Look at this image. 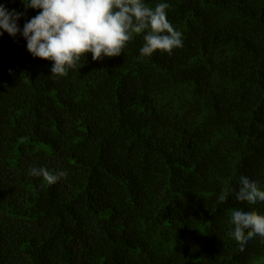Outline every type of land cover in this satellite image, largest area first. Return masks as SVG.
<instances>
[{
	"label": "trees",
	"instance_id": "obj_1",
	"mask_svg": "<svg viewBox=\"0 0 264 264\" xmlns=\"http://www.w3.org/2000/svg\"><path fill=\"white\" fill-rule=\"evenodd\" d=\"M161 2L171 55L141 60L138 35L54 78L0 36V264L264 263V239L229 234L233 210L264 214L235 198L242 175L264 189V0H145ZM0 3L21 30L39 11Z\"/></svg>",
	"mask_w": 264,
	"mask_h": 264
},
{
	"label": "clouds",
	"instance_id": "obj_2",
	"mask_svg": "<svg viewBox=\"0 0 264 264\" xmlns=\"http://www.w3.org/2000/svg\"><path fill=\"white\" fill-rule=\"evenodd\" d=\"M15 2V0H13ZM27 9L39 10L27 20L23 29L17 21L24 12L9 11L0 3V36L7 32L15 37L20 33L27 50L34 58L52 62L51 76L66 77L69 70L82 67L88 53L92 60L121 55L135 36H143L140 59L159 51L171 55L183 46V34L167 18L168 3L150 7L145 0H20ZM28 174L42 177L46 186L67 177L66 171L52 172L45 167H31ZM225 189L219 195L221 203L229 196ZM235 198L240 203L256 205L264 202V189L258 182L242 175ZM233 229L230 235L243 251L256 236L264 239V214L259 211L235 209L230 216Z\"/></svg>",
	"mask_w": 264,
	"mask_h": 264
},
{
	"label": "rangeland",
	"instance_id": "obj_3",
	"mask_svg": "<svg viewBox=\"0 0 264 264\" xmlns=\"http://www.w3.org/2000/svg\"><path fill=\"white\" fill-rule=\"evenodd\" d=\"M257 264H264V263H261V262L258 261Z\"/></svg>",
	"mask_w": 264,
	"mask_h": 264
}]
</instances>
